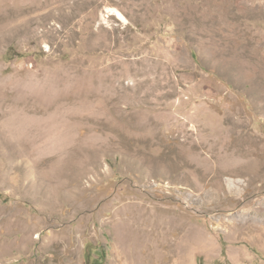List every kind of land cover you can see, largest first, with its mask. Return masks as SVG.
I'll return each instance as SVG.
<instances>
[{
    "label": "rangeland",
    "instance_id": "rangeland-1",
    "mask_svg": "<svg viewBox=\"0 0 264 264\" xmlns=\"http://www.w3.org/2000/svg\"><path fill=\"white\" fill-rule=\"evenodd\" d=\"M231 161L264 166V0H0V264H264Z\"/></svg>",
    "mask_w": 264,
    "mask_h": 264
},
{
    "label": "bare ground",
    "instance_id": "bare-ground-1",
    "mask_svg": "<svg viewBox=\"0 0 264 264\" xmlns=\"http://www.w3.org/2000/svg\"><path fill=\"white\" fill-rule=\"evenodd\" d=\"M110 11H113V9H111ZM115 12V13H114ZM113 13L114 14H116L117 15V17L122 21V22H127V19H126V17L124 16V14L123 13H121L120 11H114ZM241 115V114H240ZM238 125V124H237ZM245 129V128H244ZM230 138V137H229ZM233 139H235V138H233ZM237 140H238V138H237ZM237 142V141H236ZM235 143V142H234ZM244 143V142H243ZM242 143H240L239 145H241ZM229 145H230V143H229ZM233 145V144H232ZM253 146V145H252ZM222 147H224V146H222ZM226 147V152H231V153H228V154H231V155H228V156H231V157H229V159L230 158H232V155H234V154H239V155H243V154H248V152H245V151H243V150H240L239 148H237V150H233V151H231V147L230 146H225ZM233 147H234V149H235V146L233 145ZM241 147V146H240ZM198 149V148H197ZM196 150V149H195ZM228 150V151H227ZM197 151V150H196ZM199 151V150H198ZM259 151V150H258ZM184 152V151H183ZM251 154H253V152H250ZM259 153V152H258ZM261 153V152H260ZM186 154V153H185ZM239 155H237V156H239ZM227 156V157H228ZM234 156H236V155H234ZM253 156V155H252ZM180 160V159H179ZM225 164V168H223V169H221V168H218L219 166H217L216 168H214L213 169V172L212 173H214L215 175H218L219 177L220 176H226V175H229V176H247L248 177V181H250V180H258V179H261V178H263L264 177V166H260V167H256V166H254L253 164H249V165H245V164H242V163H233V161H231V163H228V165H226L227 163H224ZM190 165H192V164H190ZM192 167V166H191ZM195 171V170H194ZM193 170H192V172H194ZM204 171V170H203ZM209 174V173H208ZM193 175H194V173H193ZM197 175V174H196ZM207 175V174H206ZM214 175V176H215ZM204 176H205V174H204ZM213 176V177H214ZM210 178V177H209ZM216 178H217V176H216ZM215 178V179H216ZM202 179V178H201ZM220 179V178H219ZM207 180H208V178H207ZM214 180V179H213ZM209 181H211V180H209ZM261 187V186H260ZM263 187V186H262ZM254 188H256V186L254 187ZM254 188H252V189H254ZM264 188V187H263ZM262 189V188H261ZM251 189H249V191H250ZM251 192V191H250ZM228 199V198H227ZM227 199H225V200H223L224 201V203H226L227 201H229L230 202V206H234V204H233V201H231V200H227ZM222 203V202H221ZM223 204V203H222ZM228 204V203H227ZM264 214V213H263ZM169 221V220H168ZM134 222V221H133ZM157 224V223H156ZM155 224V225H156ZM152 229H153V227H152ZM155 229V228H154ZM31 234V233H30ZM53 234H54V236L52 235V233H50L48 236H47V238L46 239H48V241H46L47 243L46 244H49V243H51V244H54V242H55V240L56 239H58V243H57V246L59 247V246H62V242L60 241V243H59V240H65L66 242H67V246H66V248H67V251H69V250H71L70 248H71V245H72V242H71V240H72V238H69V240L67 239L66 240V237H58V235H56V233H54L53 232ZM27 235V234H26ZM40 235V234H39ZM163 235V234H162ZM164 235H165V233H164ZM39 237V236H38ZM29 238V237H28ZM157 238V237H156ZM163 238V237H162ZM162 238H161V240H162ZM171 238V237H170ZM27 239V238H26ZM49 240H52V241H49ZM54 241V242H53ZM133 241V240H132ZM159 241V240H158ZM170 241V240H169ZM21 242H22V240H21ZM53 242V243H52ZM153 243V242H152ZM151 243V244H152ZM161 243V242H160ZM143 244V243H142ZM166 245H167V243H165ZM137 245V244H136ZM153 245V244H152ZM158 245V244H157ZM166 245H165V248H166ZM147 246V245H146ZM137 247V246H136ZM155 248H157V247H155ZM160 248V247H159ZM164 249V248H163ZM21 250V249H20ZM154 251H156V249L154 250ZM160 251H162V250H160ZM168 251V250H167ZM65 252V251H64ZM163 252V251H162ZM169 252V251H168ZM146 253H148V252H146ZM145 253V254H146ZM134 258V257H133ZM145 258V257H144ZM149 258V257H148ZM164 258H165V256H164ZM166 261V260H165Z\"/></svg>",
    "mask_w": 264,
    "mask_h": 264
}]
</instances>
